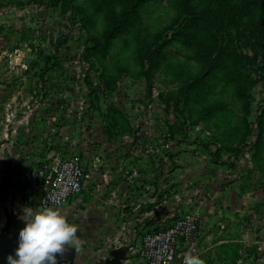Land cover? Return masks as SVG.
Returning <instances> with one entry per match:
<instances>
[{"label":"rangeland","instance_id":"374dc122","mask_svg":"<svg viewBox=\"0 0 264 264\" xmlns=\"http://www.w3.org/2000/svg\"><path fill=\"white\" fill-rule=\"evenodd\" d=\"M225 1L150 0L139 27L107 43V32L122 17L118 0H0V146L12 131L9 115L21 113L27 127L28 109L40 104L53 114H81L86 130L89 121L97 128L117 129V134L125 129L130 145L138 133L156 161L172 158V174L177 168L181 175L192 162L197 173L206 171L207 179H184L176 217L207 200L223 207L225 195L231 201L238 197L244 208L249 198L264 202V44L252 50L256 40L248 26L237 32L228 24ZM190 12L204 16L222 44L239 46L244 58L240 74L217 69L206 86L192 88L212 57L207 35L198 31L190 44L178 36ZM252 18L258 22L260 15ZM174 37L178 40L171 42ZM247 40H252L248 46ZM163 43L169 45L158 64L151 54ZM74 208L60 210L79 229L82 250H68L74 264L111 257L102 239L111 231L97 233V216ZM257 213L256 225L245 216L238 233L221 234L222 241L238 243L231 264H264V211ZM138 261L126 250L123 264Z\"/></svg>","mask_w":264,"mask_h":264},{"label":"crops","instance_id":"0c3cea01","mask_svg":"<svg viewBox=\"0 0 264 264\" xmlns=\"http://www.w3.org/2000/svg\"><path fill=\"white\" fill-rule=\"evenodd\" d=\"M46 108L40 104L29 108L27 127H23L21 113L18 116L14 111L12 131L7 141L1 143L0 226L6 223L9 213L22 211L25 183L19 172L29 165L56 157L81 156L88 179L83 184L82 194L69 205L77 206L74 208L76 213L96 215L97 233L101 232L103 236L108 233L105 231H111L107 237L101 236L104 241L107 240L104 246L110 245L112 249L106 250L108 253L118 248L127 251L137 248L146 230L162 227L176 218L177 192L184 179L208 178L206 171L197 173L195 162L190 163L181 175L177 168L173 174L170 173L172 158L156 161L155 152L146 150L138 133L135 143L130 145L126 138L129 132L125 129L117 134V129L97 128L89 121L91 129L86 130L87 119H82L81 114L73 112L70 115L66 111L53 114ZM1 133L2 129L0 138ZM223 192L226 194L227 191ZM227 196L223 207H219L214 200H207L206 204L201 202L199 206L203 223L197 255L206 264H231L238 243L222 241L221 234L224 230L238 233L246 225L245 216H248L247 223L256 225L259 221L257 212L260 209L264 211V202L260 199L249 198L244 208L238 205V197L231 201ZM250 208L258 211H250Z\"/></svg>","mask_w":264,"mask_h":264},{"label":"built area","instance_id":"2783aa9c","mask_svg":"<svg viewBox=\"0 0 264 264\" xmlns=\"http://www.w3.org/2000/svg\"><path fill=\"white\" fill-rule=\"evenodd\" d=\"M8 119L13 121L14 112ZM19 177L25 183L22 211L15 213L20 218L24 215L25 207L64 209L82 194L88 174L81 156L73 154L68 158L56 157L53 160L29 165L19 172ZM52 200L58 203L53 204ZM202 223L203 216L197 209L172 219L162 227L148 229L142 235L138 247L131 249V254L137 256L138 264H183L186 253L197 255L202 236ZM261 246V249H264V242ZM107 259L99 261L98 264L104 263Z\"/></svg>","mask_w":264,"mask_h":264},{"label":"trees","instance_id":"16d2710c","mask_svg":"<svg viewBox=\"0 0 264 264\" xmlns=\"http://www.w3.org/2000/svg\"><path fill=\"white\" fill-rule=\"evenodd\" d=\"M123 4L122 17L118 18L113 29L107 32L106 42L110 43L119 35L127 34L129 30L139 27L142 8L150 0H118ZM224 12L227 15L228 24L240 32L241 29L247 27L250 29L252 37L256 43H251L250 48L257 51L262 49L264 44V0H226ZM188 8V7H186ZM253 14L260 15V20L252 18ZM190 16L186 24L181 28L178 36L181 41L186 44L192 43L198 37V31L207 35L211 42L209 45L210 55L212 59L209 61L207 71L197 81L192 84V88L206 86L209 82L208 76L214 74L217 69L227 68L233 71V74H240L244 69V58L237 44H222L217 33H212L211 29L206 25L204 16L200 13L190 12ZM261 24L263 26L257 27ZM255 27V28H254ZM174 42L177 37L171 39ZM252 42L247 40L246 44ZM238 43V42H237ZM169 44L163 43L157 50L152 51L153 59L157 57L156 63H161L164 58L163 49ZM262 45V46H261ZM156 65H151V68Z\"/></svg>","mask_w":264,"mask_h":264},{"label":"clouds","instance_id":"9594fccd","mask_svg":"<svg viewBox=\"0 0 264 264\" xmlns=\"http://www.w3.org/2000/svg\"><path fill=\"white\" fill-rule=\"evenodd\" d=\"M57 204L56 200H52ZM20 217L26 224L19 233V246L15 257L9 256V264H59L70 249L82 250L78 226L70 223L58 207H25ZM183 264H206L199 255L185 254Z\"/></svg>","mask_w":264,"mask_h":264},{"label":"water","instance_id":"95a60500","mask_svg":"<svg viewBox=\"0 0 264 264\" xmlns=\"http://www.w3.org/2000/svg\"><path fill=\"white\" fill-rule=\"evenodd\" d=\"M26 227L18 215L9 213L6 223L0 228V264H9V256L15 257L19 246V233ZM59 264H74V254L66 252L63 257H57ZM126 259V250L118 249L111 252V258L102 264H123Z\"/></svg>","mask_w":264,"mask_h":264}]
</instances>
